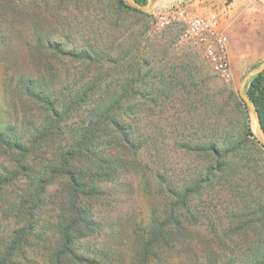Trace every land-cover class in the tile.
<instances>
[{
  "label": "trees",
  "instance_id": "trees-1",
  "mask_svg": "<svg viewBox=\"0 0 264 264\" xmlns=\"http://www.w3.org/2000/svg\"><path fill=\"white\" fill-rule=\"evenodd\" d=\"M114 1L119 13L144 14L124 0ZM33 10L23 0H0V48L21 37L28 56L24 66L9 70L10 94L21 115L0 121V264H264L263 207L231 221L221 256L209 248L200 251L202 238L189 217L194 195L226 181L228 151L251 150L253 133L241 122L246 105L239 96L240 128L222 146L198 141L190 148L201 159L199 166L184 186L172 187L144 220L131 225L123 242L129 254L107 241L109 232L123 240L121 232L107 228L106 213L129 177H137L141 190L151 186L145 157L152 137L143 114L152 95L162 92V81L152 82L155 71L134 44L115 54L113 60H123L127 70L115 80L97 72L78 88L54 90L48 80L64 61L87 66L100 62L101 55L54 39L58 28L52 25L66 22L67 4L51 7L56 22L37 20ZM246 94L264 130V70L249 80ZM245 245L247 253L236 249Z\"/></svg>",
  "mask_w": 264,
  "mask_h": 264
},
{
  "label": "rangeland",
  "instance_id": "rangeland-1",
  "mask_svg": "<svg viewBox=\"0 0 264 264\" xmlns=\"http://www.w3.org/2000/svg\"><path fill=\"white\" fill-rule=\"evenodd\" d=\"M23 2L34 6V18L47 22L57 20L51 10L54 4H67V11L63 12L67 15L66 22L52 25L58 28L54 39L63 41L67 48L94 49L101 55L100 62L87 66L76 59L64 61L58 73L48 80L54 90L60 91L66 86V90L78 88L97 72L107 81L115 80L127 70L123 60L115 62L114 56L123 46L132 48L134 44V50L139 56L148 58V67L155 71L152 82L158 84L159 80L162 81V92L152 95V101L143 114L147 120L146 131L152 137L150 151L145 157L151 186L141 190L137 177H129L121 189V196L106 213L107 228L121 232L123 240L110 232L104 237L129 254L123 242L131 233V225L144 220L152 207L158 206L162 198L170 193L168 190H172V187L184 186L187 183L185 180L199 166L201 159L191 153L190 148L198 141L222 146L235 129L240 128L235 97L239 96L242 100L239 94L241 79L264 60V0L262 4H248V0L242 4H214L219 12V29L228 36L229 79L211 69L203 45L184 34L183 21L176 19L164 27L157 24L159 16L178 7L193 15L206 14L201 11L205 5L202 0H150L144 14L125 10L119 13L113 5L117 4L114 0ZM17 39L21 43L16 42ZM7 42L8 46L0 48L2 123L14 122L21 115L15 98L10 94L9 70L28 63L23 39L14 37L12 40L7 39ZM8 64L11 65L8 67ZM245 110L246 120L244 118L241 122L247 123L253 133L249 135L252 140L250 152L244 154L238 148L236 154L239 151L237 155L244 156L242 158L228 151L224 157L226 181L215 183L201 195L192 198L189 217L193 228L198 230L202 238L198 248L205 253L204 248H209L215 256L223 255L226 250L229 239L227 230L238 214L258 207L264 208V147L254 127L251 110L247 107ZM241 237L244 235L241 234ZM236 240L240 243L239 238ZM230 245H233L231 239ZM236 249L247 253L246 245ZM123 264H129V261ZM165 264L180 262L174 260Z\"/></svg>",
  "mask_w": 264,
  "mask_h": 264
},
{
  "label": "built area",
  "instance_id": "built-area-1",
  "mask_svg": "<svg viewBox=\"0 0 264 264\" xmlns=\"http://www.w3.org/2000/svg\"><path fill=\"white\" fill-rule=\"evenodd\" d=\"M176 19L184 22L186 36L193 37L203 45L211 69L223 78H231L228 36L219 29L220 17L217 7H212L208 13L202 15H193L178 7L166 15L159 16L157 24L164 27Z\"/></svg>",
  "mask_w": 264,
  "mask_h": 264
},
{
  "label": "water",
  "instance_id": "water-1",
  "mask_svg": "<svg viewBox=\"0 0 264 264\" xmlns=\"http://www.w3.org/2000/svg\"><path fill=\"white\" fill-rule=\"evenodd\" d=\"M129 6L139 9V10H146L149 7L150 0H147L144 4L138 3L136 0H124ZM264 70V60L256 65L254 68L249 70L241 79L240 87H239V94L245 103L246 107L249 108L252 112L253 120H254V127L257 131L259 141L264 147V130L260 124V120L258 117L257 110L251 101V99L247 96L245 92V85L246 83L255 75L259 74Z\"/></svg>",
  "mask_w": 264,
  "mask_h": 264
},
{
  "label": "crops",
  "instance_id": "crops-1",
  "mask_svg": "<svg viewBox=\"0 0 264 264\" xmlns=\"http://www.w3.org/2000/svg\"><path fill=\"white\" fill-rule=\"evenodd\" d=\"M205 5L202 6V12L208 13L212 7H217L214 4H242L244 0H202ZM262 0H248V4H262ZM246 4V3H245Z\"/></svg>",
  "mask_w": 264,
  "mask_h": 264
}]
</instances>
